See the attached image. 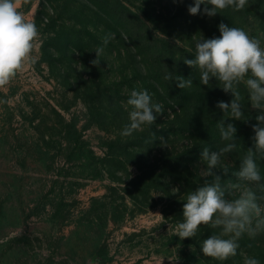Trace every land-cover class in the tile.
Here are the masks:
<instances>
[{"label":"rangeland","instance_id":"1","mask_svg":"<svg viewBox=\"0 0 264 264\" xmlns=\"http://www.w3.org/2000/svg\"><path fill=\"white\" fill-rule=\"evenodd\" d=\"M194 3L21 0L40 39L37 62L0 89V264H243L245 255L264 264V232L245 234L237 255L223 262L200 249L218 230L201 226L194 238L176 236L187 193L204 183L203 149L229 143L216 105L233 99L215 78L201 84L199 69L184 60L194 59L201 36L218 38L221 23L264 46V0L211 17L205 4L191 15ZM98 46L104 52L95 66ZM169 72L192 79V87L166 81ZM133 89L147 90L164 112L122 137ZM239 90L243 118L225 119L237 129V147L221 158L227 174L213 169L222 186L238 182L261 114L243 84ZM257 165L261 181L250 186L264 204V159Z\"/></svg>","mask_w":264,"mask_h":264},{"label":"clouds","instance_id":"2","mask_svg":"<svg viewBox=\"0 0 264 264\" xmlns=\"http://www.w3.org/2000/svg\"><path fill=\"white\" fill-rule=\"evenodd\" d=\"M201 4L212 6L203 10V14L211 17L229 7L241 11L249 0H195L194 6L188 8L189 13H200ZM20 5L21 0H0V89L9 85L27 66L37 62L35 52L40 32L35 22L20 10ZM219 31L218 38L205 39L201 36L195 44L194 59H185L184 63L199 69L201 84L208 85L215 78L224 92L232 94L230 103L219 101L216 105L224 114L217 123L221 139L229 143L215 152L203 149L201 159L206 168L201 170L200 176L205 178L204 183L187 193L183 220L177 224L176 236L181 240L194 238L201 226L218 230L203 240L200 249L203 256L223 262L237 255L239 240L245 234L254 239L264 232V204L257 202L256 192L250 186L261 181L257 158L264 159V46L260 39L250 36L242 28L221 23ZM112 38L114 34L105 37L104 44ZM94 51L96 59L91 63L98 66L104 49L98 46ZM164 79L177 80V87L181 89L193 85L192 79L173 78L171 72ZM241 84L245 87L252 108L261 114L256 116L258 123L253 125L254 147L247 149L235 174L238 182L222 186L221 176L213 169L223 168L227 174L228 169L220 167L221 158L237 147L234 142L237 129L232 123L225 126V119L243 118ZM127 105L130 106L129 122L120 132L122 137H131L133 133L143 131L144 126H152L156 120L154 113L164 112L163 106L154 103L152 96L144 89H133ZM160 139L163 141V137ZM233 193H238V196L230 198ZM259 200L264 201V196ZM243 264H260V261L245 255Z\"/></svg>","mask_w":264,"mask_h":264}]
</instances>
